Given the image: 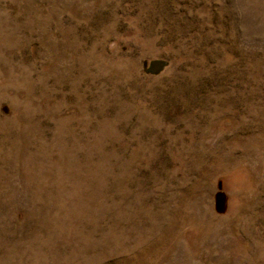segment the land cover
Wrapping results in <instances>:
<instances>
[{
  "label": "rangeland",
  "instance_id": "1",
  "mask_svg": "<svg viewBox=\"0 0 264 264\" xmlns=\"http://www.w3.org/2000/svg\"><path fill=\"white\" fill-rule=\"evenodd\" d=\"M0 264H264V0H0Z\"/></svg>",
  "mask_w": 264,
  "mask_h": 264
}]
</instances>
